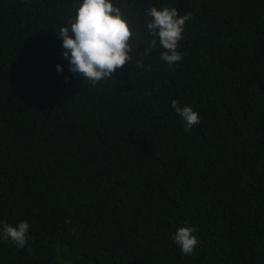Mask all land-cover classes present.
<instances>
[{
    "label": "trees",
    "instance_id": "1",
    "mask_svg": "<svg viewBox=\"0 0 264 264\" xmlns=\"http://www.w3.org/2000/svg\"><path fill=\"white\" fill-rule=\"evenodd\" d=\"M112 2L132 59L92 85L58 35L82 0H0V228L30 225L0 264H264V0ZM150 7L191 13L181 61L150 48Z\"/></svg>",
    "mask_w": 264,
    "mask_h": 264
},
{
    "label": "clouds",
    "instance_id": "2",
    "mask_svg": "<svg viewBox=\"0 0 264 264\" xmlns=\"http://www.w3.org/2000/svg\"><path fill=\"white\" fill-rule=\"evenodd\" d=\"M145 14L151 17L147 31L154 37L150 48H155L158 38L164 49L160 54L161 59L169 65L181 61L182 54L177 51L178 42L183 38L184 25L191 18V13L180 16L176 8L160 10L150 7ZM68 23L70 27H61L58 33L63 41V56L69 61V71L90 84L112 79L117 69L132 59L130 42L134 36L133 30L121 8L114 6L112 0H82L75 17ZM56 67L58 72L63 71L61 65ZM69 79L66 77V82ZM171 106L184 120L186 131L200 123L199 114L192 107H180L177 100H173ZM29 228L27 221H21L16 226L5 222L0 232L3 240H11L24 248L28 243ZM194 232L192 227H180L172 237L186 256L193 255L199 243Z\"/></svg>",
    "mask_w": 264,
    "mask_h": 264
}]
</instances>
